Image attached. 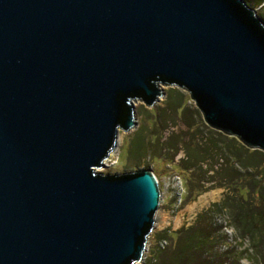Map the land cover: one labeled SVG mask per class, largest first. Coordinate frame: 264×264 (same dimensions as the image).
<instances>
[{
  "label": "water",
  "instance_id": "1",
  "mask_svg": "<svg viewBox=\"0 0 264 264\" xmlns=\"http://www.w3.org/2000/svg\"><path fill=\"white\" fill-rule=\"evenodd\" d=\"M244 0H0V264H136L151 170L94 171L141 101L185 89L264 154V21Z\"/></svg>",
  "mask_w": 264,
  "mask_h": 264
},
{
  "label": "rangeland",
  "instance_id": "2",
  "mask_svg": "<svg viewBox=\"0 0 264 264\" xmlns=\"http://www.w3.org/2000/svg\"><path fill=\"white\" fill-rule=\"evenodd\" d=\"M161 86L166 88L159 102L152 106H146L138 100L133 102L139 103L140 109L136 125L128 132L121 130L119 148L111 151L104 160V167L94 169L103 175L133 173L145 169L151 170L156 176L160 191L159 206L147 238V256L136 264H143L149 259L150 251L158 243L156 233L159 231L173 232L181 226L191 225L198 213L212 204L222 203L226 197H247L246 188L241 191L234 188L229 179L232 170H243L235 162L231 146H241L242 141L205 124L201 112L185 89L169 84ZM207 140L216 146L208 144ZM215 147L216 151L213 150ZM199 149H202L200 152L203 154L199 153ZM202 155L204 159H199ZM183 162H186L188 170L182 166ZM197 162H200L201 170L196 168ZM220 164L222 171L213 170L220 168ZM189 171L191 174H188ZM251 171L254 169L250 167L248 172ZM261 174L263 172L259 171L257 179ZM239 184L237 186L241 187L242 183ZM243 202L253 207L258 200L250 195ZM214 212L217 222L222 225L221 232L228 237L225 245L234 244L235 229L229 223L228 217L232 215L228 207L224 205L222 212ZM236 242H240V239ZM238 247L244 250L248 242L242 240ZM239 264L256 262L248 260L246 254H243Z\"/></svg>",
  "mask_w": 264,
  "mask_h": 264
},
{
  "label": "trees",
  "instance_id": "3",
  "mask_svg": "<svg viewBox=\"0 0 264 264\" xmlns=\"http://www.w3.org/2000/svg\"><path fill=\"white\" fill-rule=\"evenodd\" d=\"M244 2H253L255 7H259L260 15L264 21V0H244ZM207 141L208 144L211 143L209 140ZM190 143H193L192 140ZM211 144L213 147L216 146L214 143ZM231 146L235 162L243 170H232L231 174H233L229 175V179L232 180L234 188L240 191L246 188V199L251 195L258 200L257 205L251 207L248 202H243L246 199H242V197L238 199L226 197V201L224 199L222 203L212 204L205 211L198 213L191 225L181 226L173 232L159 231L156 233L158 243L154 245L150 251L149 259L145 260L143 264H239L243 254H246V258L255 261L256 264H264V178L262 180L264 154L257 149L250 150L242 144L241 146L234 144ZM201 150L199 149V153L203 154L200 152ZM213 150L216 151V147ZM199 159H204L203 155ZM197 163L196 168L201 170L200 162ZM182 166L188 170L186 162H183ZM250 167L254 171L248 172ZM213 170L222 171V165L220 164V168ZM255 170L258 173L259 171L263 172V175L261 174L258 179V173ZM188 174H191V171ZM239 183H242L241 187L237 186ZM224 205L228 207L229 213L232 215V217H228L229 223L235 229V243L232 245H225L228 237L221 232L222 225L214 217V213H216L214 211L222 212ZM237 239H240V242L237 243ZM242 240L248 242V247L244 250L238 247Z\"/></svg>",
  "mask_w": 264,
  "mask_h": 264
}]
</instances>
